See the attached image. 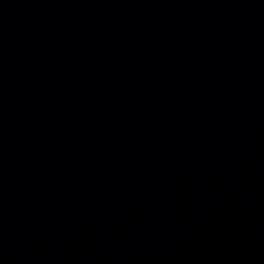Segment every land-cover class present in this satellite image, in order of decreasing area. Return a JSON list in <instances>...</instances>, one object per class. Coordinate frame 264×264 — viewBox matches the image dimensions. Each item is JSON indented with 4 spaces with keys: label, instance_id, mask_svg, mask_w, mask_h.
<instances>
[{
    "label": "water",
    "instance_id": "water-1",
    "mask_svg": "<svg viewBox=\"0 0 264 264\" xmlns=\"http://www.w3.org/2000/svg\"><path fill=\"white\" fill-rule=\"evenodd\" d=\"M0 264H264V0H0Z\"/></svg>",
    "mask_w": 264,
    "mask_h": 264
}]
</instances>
